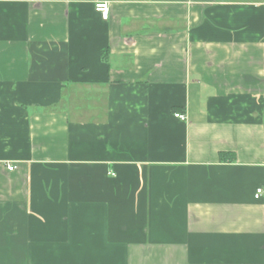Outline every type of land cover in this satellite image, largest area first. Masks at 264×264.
Wrapping results in <instances>:
<instances>
[{"label": "crops", "instance_id": "crops-1", "mask_svg": "<svg viewBox=\"0 0 264 264\" xmlns=\"http://www.w3.org/2000/svg\"><path fill=\"white\" fill-rule=\"evenodd\" d=\"M259 187L264 0H0V264H264Z\"/></svg>", "mask_w": 264, "mask_h": 264}, {"label": "built area", "instance_id": "built-area-1", "mask_svg": "<svg viewBox=\"0 0 264 264\" xmlns=\"http://www.w3.org/2000/svg\"><path fill=\"white\" fill-rule=\"evenodd\" d=\"M95 10L97 12H100L103 18H107L108 13H109V8L108 4L106 2H97L95 4ZM175 116L180 118L181 120H184L186 118L184 113H175ZM15 166L13 164H7V169L8 170H13ZM264 192L263 187H259L256 189L255 197L258 198L262 193Z\"/></svg>", "mask_w": 264, "mask_h": 264}, {"label": "trees", "instance_id": "trees-1", "mask_svg": "<svg viewBox=\"0 0 264 264\" xmlns=\"http://www.w3.org/2000/svg\"><path fill=\"white\" fill-rule=\"evenodd\" d=\"M225 155H227V153H221L220 158H224Z\"/></svg>", "mask_w": 264, "mask_h": 264}]
</instances>
